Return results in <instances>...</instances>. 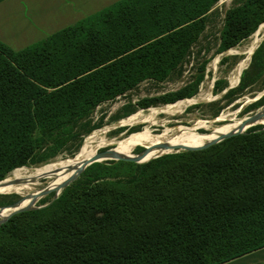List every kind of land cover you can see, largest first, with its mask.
<instances>
[{
  "label": "trees",
  "instance_id": "trees-1",
  "mask_svg": "<svg viewBox=\"0 0 264 264\" xmlns=\"http://www.w3.org/2000/svg\"><path fill=\"white\" fill-rule=\"evenodd\" d=\"M217 2L118 0L21 49L0 41V180L57 155L102 102L167 78ZM263 21L264 0H235L220 50ZM253 52L250 68L264 39ZM202 79L162 102L193 96ZM154 157L93 162L47 205L10 216L0 224V264H219L264 245L262 125Z\"/></svg>",
  "mask_w": 264,
  "mask_h": 264
},
{
  "label": "rangeland",
  "instance_id": "rangeland-1",
  "mask_svg": "<svg viewBox=\"0 0 264 264\" xmlns=\"http://www.w3.org/2000/svg\"><path fill=\"white\" fill-rule=\"evenodd\" d=\"M234 2L235 0H218L216 5L211 10L206 27L199 36V39L192 45L187 56L177 69H175L167 78L161 81L152 79L143 80L125 93L102 102L92 111L88 118L75 125L73 128L74 134L70 136V139L57 155L45 162L25 165L24 167L34 168L43 165V163L46 164L58 159H71L77 154L80 147L84 144L86 136L95 130H101V133L105 132L107 137H114L117 141L111 144L99 146L97 150L108 147H113L114 150H122V146L125 144V141L130 140L134 135H143L144 132H147L148 135L146 134L144 137L149 139L151 136L153 137L159 135V133L166 129L178 127L181 137L171 140H177L178 142L177 145H174L173 147L156 150L149 142L141 140L136 143L133 142L122 150V153H116V156H120L123 153L128 152L139 155L149 151L150 149L156 153L163 151H170L166 153H173L176 151L179 152L183 151V148L185 147L198 146V144L200 145L198 142L193 144L194 141H198V138L194 140V137L207 135L199 133L204 131L203 129H205L204 132L206 133L215 132V128L207 129L205 125L209 121H213L210 120L211 118L221 114L222 112H234L235 117L226 118L221 122L216 121L218 122L216 125L231 122V120H234L235 118H241L246 114L257 110H260L261 112L264 109V98H262L264 96V54L261 59L262 61L257 66L250 68L251 57H249L248 62L244 64L246 55L241 52L245 46L249 44L256 30L236 45L229 47L225 51L220 50V34L223 27L224 14L226 9H228V7H230ZM256 48L254 50H256ZM201 70L203 71L201 72ZM244 70H247L248 73L245 75L243 87L238 89L239 82L237 84L236 82L240 72ZM200 73H203V79L199 83L196 93L191 96V98L197 96L199 93H202V96L188 101L181 109V112L165 113L163 111H158L155 115L150 117L152 120L138 119L127 123L118 122L121 118L130 115H138L141 111L146 113L148 109L155 110L152 108H158L159 110L160 106L176 104L181 101L191 99H183L174 103H164L162 102L161 97L175 92L186 84L193 82L199 77ZM217 81L229 82L234 86L228 90L233 89L234 91L228 92L227 90L226 94L224 93L225 95H219L221 90L217 89L214 91L211 87ZM209 97H214V99L208 102L201 101ZM147 100H153L154 102L147 107H141L142 103ZM196 101L201 102L194 103ZM258 125L264 124L250 125L247 129ZM247 129H245V131ZM190 137H193V140L189 139ZM13 170L10 171L5 178L11 176ZM79 175L76 178H78ZM53 195L54 192H51L40 197V199L35 202L34 206L38 208L48 204L52 200ZM21 199L22 197L18 193L1 192L0 207L21 201ZM10 208L11 207H6L4 209L0 208V212Z\"/></svg>",
  "mask_w": 264,
  "mask_h": 264
},
{
  "label": "bare ground",
  "instance_id": "bare-ground-1",
  "mask_svg": "<svg viewBox=\"0 0 264 264\" xmlns=\"http://www.w3.org/2000/svg\"><path fill=\"white\" fill-rule=\"evenodd\" d=\"M263 37H264V22L261 25H259L258 29L253 34L249 44L245 46V48L241 51L246 55L244 59V64L248 62L250 53L254 50V48L257 46V44L261 41ZM201 96L202 93H199L197 96H194L191 99L184 100L176 104H167L164 106H160L159 110L158 108H152L155 110L148 109L146 113L141 111L139 112L138 115H130L121 118L118 122L127 123V122L136 121L138 119L152 120L150 117L155 115L158 111H163L165 113H178L181 112V109L184 107L185 104H187L188 101L195 99L197 97L199 98ZM255 112H260V110H257ZM252 113L246 114L241 118H235L234 120H231V122L221 125H216L215 124L216 121H222L229 117H235L234 112H230V111L222 112L216 120L211 122L209 121L205 125L207 129L215 128L216 131L212 133L199 132L200 134H207V135L201 137L198 136L194 137V140L198 138V141L196 142L194 141L193 144H196L198 142L200 143V145H202L203 143L204 144L208 143L223 134L229 132H235V131H244L250 125L264 124V116L255 118V120L248 121L245 124H243L247 116H249ZM100 131L101 130L92 131L88 136H86L85 138L86 140L84 144L80 147L77 154L74 155V157H72L71 159L68 160L58 159L46 164L43 163V165L34 168H27L24 166L15 168L11 176L0 181V193L13 192L20 194L22 199L16 205L17 207L28 204L30 201L29 196H31L32 194H37L43 189L53 188L58 184H60L61 182L68 179L74 172L75 168H77L83 161H85L90 156H92L97 151V148L99 146L117 142L114 137H107L105 135V132L101 133ZM144 134L134 135L130 140L125 141V144L122 146V150H124L127 146H129L133 142L136 143L137 141H141V140H146L156 150H162L167 147H173L174 145H177L178 143L177 140L176 141H171V140H174V138L181 137L178 127H172L170 129H166L161 133H159V135L153 137L151 136L149 139H146L147 137H144L146 136V134L148 135V133L144 132ZM192 138L193 137H190L189 139ZM200 141H204V142H200ZM192 147H197V146H192ZM122 150H114V151L115 153H122ZM166 152H170V151H163L156 153L153 152L152 149H150L149 151L139 155H135L130 152L123 153L122 155H120V157L121 156L136 157L140 160H144V159L152 158L154 156H158ZM11 210L12 207L8 210L1 211L0 217L2 218L6 214H8Z\"/></svg>",
  "mask_w": 264,
  "mask_h": 264
},
{
  "label": "crops",
  "instance_id": "crops-1",
  "mask_svg": "<svg viewBox=\"0 0 264 264\" xmlns=\"http://www.w3.org/2000/svg\"><path fill=\"white\" fill-rule=\"evenodd\" d=\"M118 0H1L0 41L14 50ZM219 264H264V245Z\"/></svg>",
  "mask_w": 264,
  "mask_h": 264
},
{
  "label": "water",
  "instance_id": "water-1",
  "mask_svg": "<svg viewBox=\"0 0 264 264\" xmlns=\"http://www.w3.org/2000/svg\"><path fill=\"white\" fill-rule=\"evenodd\" d=\"M257 30V29H256ZM264 37L261 39L263 40ZM260 43V42H259ZM259 43L257 44V46L259 45ZM256 46V47H257ZM255 47V48H256ZM254 48V49H255ZM254 51V50H253ZM253 51L250 53V57L253 53ZM242 71L240 72L239 74V77H238V80L236 82V84L239 82L240 80V75H241ZM235 84V85H236ZM234 85L230 84L229 82L227 83V85L219 92V95L221 94H224L227 92L228 89L232 88ZM213 88V86H211ZM218 95V96H219ZM188 98H191V97H183V98H180L178 100H183V99H188ZM212 99H214V97H209V98H206L204 100H201L202 102H208V101H211ZM176 100V101H178ZM174 101V102H176ZM201 101H196L194 103H198V102H201ZM173 102V103H174ZM220 115V114H219ZM219 115H216L214 116L213 118H211L210 120H216ZM264 116V109L261 111V112H254L252 114H250L249 116H247L245 122L243 124H245L246 122L248 121H253L255 120V118H259V117H262ZM221 122V121H220ZM218 122H215V124H217ZM264 127V125H262ZM203 129V128H202ZM199 131H201L200 129H198ZM205 131V129H203ZM204 131H201V132H204ZM244 131H235V132H229V133H226V134H223L221 136H219L218 138L208 142V143H205V144H202V145H199L197 147H185L183 148L184 150H192V149H199V148H204L206 146H209L211 144H214V143H217L227 137H230L232 135H235V134H239V133H244ZM175 150H179V149H175ZM177 152V151H176ZM119 160V159H124V160H131V161H134V162H137V163H142V162H146L148 160H140L136 157H120V156H116V153L114 151V148L113 147H108V148H105V149H99L97 150L92 156H90L88 159H86L85 161H83L77 168H75L74 172L72 173V175L66 179L65 181L61 182L60 184H58L57 186L53 187V188H49V189H43L41 190L39 193L37 194H32L31 196H29L30 198V201L28 204L24 205V206H20V207H17L16 205L18 204L19 201L15 202V203H12V204H9L7 206H4V207H0L2 209L6 208V207H12V210L6 214L5 216H3L2 218H0V224L4 221H6L10 216H12L13 214L15 213H19V212H23V211H26V210H30V209H34V208H37L34 206L35 202L42 196L46 195V194H49L51 192H54V195H53V198L52 199H55L59 193L61 192V190L67 186L68 184H70L72 181H74V179L90 164H92L93 162H100V161H103V160ZM3 180V179H2ZM1 181V180H0ZM50 203V202H49ZM47 205V204H46ZM45 206V205H44ZM43 207V206H42ZM39 208V207H38Z\"/></svg>",
  "mask_w": 264,
  "mask_h": 264
}]
</instances>
